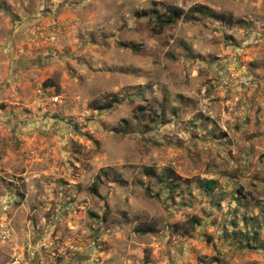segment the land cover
I'll return each instance as SVG.
<instances>
[{
  "label": "rangeland",
  "instance_id": "obj_1",
  "mask_svg": "<svg viewBox=\"0 0 264 264\" xmlns=\"http://www.w3.org/2000/svg\"><path fill=\"white\" fill-rule=\"evenodd\" d=\"M0 264H264V0H0Z\"/></svg>",
  "mask_w": 264,
  "mask_h": 264
},
{
  "label": "trees",
  "instance_id": "obj_2",
  "mask_svg": "<svg viewBox=\"0 0 264 264\" xmlns=\"http://www.w3.org/2000/svg\"><path fill=\"white\" fill-rule=\"evenodd\" d=\"M154 13V14H153ZM151 13V17L155 18L156 20L160 21L161 27H169L177 23L182 17L187 18V13L177 6H171L168 10V15L161 14L159 11H154ZM149 13L142 12V15L147 16ZM210 185V189H213L215 182L210 181L208 182Z\"/></svg>",
  "mask_w": 264,
  "mask_h": 264
},
{
  "label": "built area",
  "instance_id": "obj_3",
  "mask_svg": "<svg viewBox=\"0 0 264 264\" xmlns=\"http://www.w3.org/2000/svg\"><path fill=\"white\" fill-rule=\"evenodd\" d=\"M58 100H59V98L57 97V98H56V101H58Z\"/></svg>",
  "mask_w": 264,
  "mask_h": 264
}]
</instances>
